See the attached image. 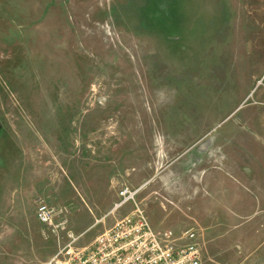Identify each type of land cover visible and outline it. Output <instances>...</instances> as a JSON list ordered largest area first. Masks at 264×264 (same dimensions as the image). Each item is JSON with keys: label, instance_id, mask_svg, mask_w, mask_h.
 <instances>
[{"label": "rangeland", "instance_id": "rangeland-1", "mask_svg": "<svg viewBox=\"0 0 264 264\" xmlns=\"http://www.w3.org/2000/svg\"><path fill=\"white\" fill-rule=\"evenodd\" d=\"M122 184L203 264H264V0H0V264L57 250L41 201L87 246Z\"/></svg>", "mask_w": 264, "mask_h": 264}, {"label": "built area", "instance_id": "built-area-1", "mask_svg": "<svg viewBox=\"0 0 264 264\" xmlns=\"http://www.w3.org/2000/svg\"><path fill=\"white\" fill-rule=\"evenodd\" d=\"M139 189L122 184L117 190L112 212L132 203V210L95 236L85 247H78L79 236L68 231L58 219L60 211L39 202L36 218L56 235L57 250L42 264H203L202 231L186 228L178 232L154 230L145 211L135 202Z\"/></svg>", "mask_w": 264, "mask_h": 264}, {"label": "crops", "instance_id": "crops-1", "mask_svg": "<svg viewBox=\"0 0 264 264\" xmlns=\"http://www.w3.org/2000/svg\"><path fill=\"white\" fill-rule=\"evenodd\" d=\"M251 180V179H250ZM246 185H244L241 181H238L236 180V185L232 186V187H227V186H216L213 190V191H206L207 193H211V194H222V195H225V194H235V195H240V193H242L243 189H246L245 187ZM213 189V188H211ZM204 236V234H203ZM209 240L206 239L205 241V238H204V249L205 251L207 252L208 249H209V243L210 241L208 242Z\"/></svg>", "mask_w": 264, "mask_h": 264}]
</instances>
